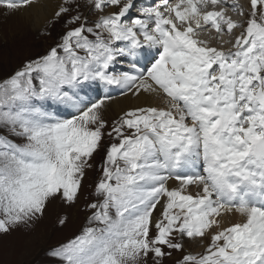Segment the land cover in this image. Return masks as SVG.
<instances>
[{
	"label": "snow or ice",
	"instance_id": "obj_1",
	"mask_svg": "<svg viewBox=\"0 0 264 264\" xmlns=\"http://www.w3.org/2000/svg\"><path fill=\"white\" fill-rule=\"evenodd\" d=\"M229 3L247 19L228 14ZM73 7L98 18L77 12L55 47L0 82V129L20 141L0 134V236L34 225L57 196L78 199L108 126L112 97L82 95L99 83L163 106L131 108L112 125L118 143L107 150L89 226L51 257L147 264L151 255L160 264L184 251V239H209L178 264H264V0L248 9L238 0H62L53 19ZM234 30L231 49L212 44L230 43L223 37ZM232 213L244 220L225 227Z\"/></svg>",
	"mask_w": 264,
	"mask_h": 264
},
{
	"label": "rangeland",
	"instance_id": "obj_2",
	"mask_svg": "<svg viewBox=\"0 0 264 264\" xmlns=\"http://www.w3.org/2000/svg\"><path fill=\"white\" fill-rule=\"evenodd\" d=\"M84 2L85 0H80L81 4ZM249 7L250 0H247L244 8L248 9ZM77 12L82 14L83 17H87L89 21H94L98 18V13L94 10L90 11L88 7H80L78 9L73 7L69 13L58 20L52 19L45 30L33 35L31 33L27 38L24 32H10L12 26H8V16L5 12H1L3 18L0 19V82L13 75L28 61L47 54L52 47H55L60 42L61 36L70 27L67 21ZM238 17L236 15L235 19ZM239 18L247 19V15ZM233 33L235 35V32ZM217 45L221 46L219 43ZM127 63L122 62L121 65H127ZM126 67L122 66L120 68L126 69ZM121 115L113 119L104 117L108 122V126L105 129L101 147L93 154L90 160L92 167L85 171L78 199L74 203L69 204L57 196L49 201L43 217L34 225L21 226L8 235L0 236V264H59L56 258L51 257V249L66 243L79 235L86 226H89L88 218L94 210L89 208L88 205L101 199L95 195L96 185L102 177L104 160L109 146L112 143H118L114 134L109 136L107 133L111 131L112 125L118 121L117 119ZM0 134L20 142L19 138L11 136L4 129H0ZM159 210L160 208L157 206V210L154 213ZM64 217H67L66 222L60 224L59 221ZM182 242L185 245L184 251L173 252L171 257H165L160 264H178V261L188 252L202 254L210 240L184 239ZM147 264H154L151 255L147 260Z\"/></svg>",
	"mask_w": 264,
	"mask_h": 264
},
{
	"label": "bare ground",
	"instance_id": "obj_3",
	"mask_svg": "<svg viewBox=\"0 0 264 264\" xmlns=\"http://www.w3.org/2000/svg\"><path fill=\"white\" fill-rule=\"evenodd\" d=\"M247 0H238L239 5L244 7V4ZM140 3L147 6L151 3H157L159 0H139ZM170 2H175V0H170ZM62 0H34V2L27 7H24L17 11H10L3 6H0V19L2 17L1 12H5L8 16V26H12L10 32L12 33H26V38L28 36L37 34L43 30H45L47 25L50 24L51 20L53 19V13L58 9ZM224 7L228 8V14L232 15L235 19L236 13L232 11L231 4L223 5ZM246 7V5H245ZM211 10V9H209ZM236 19H240L239 17ZM7 22V20H6ZM5 28V27H4ZM5 31V30H4ZM30 31V32H29ZM2 32V31H1ZM235 35L239 32L238 30H234ZM234 33L232 35H224V40H229L230 43L223 44L222 42H218L216 40H212V44L214 46H219V43L225 50H229L232 48V44L234 42ZM215 36V30L212 29L211 32H201L200 37L202 39H208L210 37ZM4 37L6 38V34L4 33ZM16 37V36H15ZM124 63V62H123ZM122 64V63H121ZM117 65L116 70H124V68H120L122 66L127 65ZM126 64V63H125ZM118 68V69H117ZM117 86H104L103 84L96 83L93 85L91 89L88 90L87 93H82L86 99L95 100L98 98L103 97L104 95H110L112 99L108 101V106L104 110V117L106 119H113L118 117L120 114H123L125 111H128L131 108L137 106H146V105H159L163 106V101L161 97L157 96H149L148 94H143L139 97L133 96L131 93H124ZM178 185V182L170 180L169 186L175 187ZM190 191H194L193 189H189ZM160 208V206L158 205ZM157 210V209H156ZM161 209L156 213H153V217L156 218L160 215ZM225 224L224 226L227 227L231 223L236 222H243L244 218L239 214L232 213V214H225L224 216Z\"/></svg>",
	"mask_w": 264,
	"mask_h": 264
}]
</instances>
